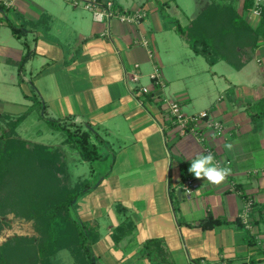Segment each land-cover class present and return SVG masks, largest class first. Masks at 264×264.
I'll return each mask as SVG.
<instances>
[{
	"label": "crops",
	"instance_id": "obj_1",
	"mask_svg": "<svg viewBox=\"0 0 264 264\" xmlns=\"http://www.w3.org/2000/svg\"><path fill=\"white\" fill-rule=\"evenodd\" d=\"M112 1L122 11L143 8L147 16L139 26L117 19L98 23L72 0H18L8 14L0 9L4 83L17 85L21 74L32 86L25 97L34 91L46 118L85 127L89 122L103 140L98 164L106 169L72 211L98 229L92 250L99 264H264V112L249 111L264 99V41L241 69L225 60L210 66L177 30L206 8L219 21L231 15L230 8L253 27L258 21L243 11L244 0H211L187 25L180 22L186 12L178 0ZM9 23L23 32L15 34ZM222 62L233 70H219ZM156 69L163 88L153 83ZM143 87L152 100L137 94ZM163 100L180 102L186 115L209 111L224 132L202 127L203 139L182 134L167 120ZM13 106L12 100L1 103L0 117H17ZM209 153L229 162L222 166L231 169L225 181L214 185L192 173L184 176L181 163L190 167ZM188 179L197 184L191 196L183 188ZM247 201L253 203L249 222ZM117 205L128 212L118 213ZM210 216L227 223L203 229L201 221ZM129 224L134 230L115 241L118 227ZM148 240L161 241L168 259L152 263L142 257Z\"/></svg>",
	"mask_w": 264,
	"mask_h": 264
},
{
	"label": "trees",
	"instance_id": "obj_2",
	"mask_svg": "<svg viewBox=\"0 0 264 264\" xmlns=\"http://www.w3.org/2000/svg\"><path fill=\"white\" fill-rule=\"evenodd\" d=\"M254 0H244L243 11H249L253 7ZM210 7H213L212 5ZM1 10H5L1 8ZM211 9L204 10L188 27H182L177 24V30L189 43L190 48L196 55L203 56L210 66L215 65L221 60L229 62L235 69H241L250 60L253 59L254 53L259 46V42L264 41V17L253 27L245 21V19L234 12L230 8L231 15L222 17L221 21L216 19L210 12ZM218 17V16H217ZM224 18V19H223ZM12 31L15 34H21L22 29L17 28L12 23H9ZM212 31H214L212 33ZM26 55L21 67L27 62ZM151 93L145 94L144 101L152 100ZM42 116L56 130L62 131L67 135L66 142L71 148L75 149L81 158L91 163L104 160V156L100 150L103 140L95 131L91 123L86 124V130L79 128L76 123L60 122L54 119H48L46 107L41 104ZM249 111H254L255 116H260L264 112V99L256 102L250 107ZM24 119V116L19 117L14 121V125H18ZM87 125L93 130L87 129ZM70 126H76L72 130ZM95 138V141L92 138ZM14 142V141H13ZM9 143L7 146V157L0 149V165L1 168L0 184L7 185L9 197L15 192V196L20 199L21 204H30L39 196L35 190L37 187L44 186L45 189L51 185L47 181L56 179L55 171L48 167H42L38 162L40 154L43 157H51L50 150L39 145L30 146L28 143L19 142V144ZM181 168L184 176L189 175V166L186 163H181ZM97 181L90 179L83 181L77 189L70 192L65 198L58 200L54 206L34 207V217H43L49 221V230L46 240L39 246L38 255L34 264H49V257L59 249V243L63 240L64 231L69 227L73 228L75 237L79 246L85 253L87 264H99L98 258L92 250V246L99 239V231L96 227L83 223L72 216L76 202L95 188ZM15 186V188H13ZM48 186V187H47ZM33 187L35 189H33ZM36 194V195H35ZM7 198V205H10ZM118 213L126 214L128 210L122 205L116 206ZM227 221L208 217L201 221L200 225L203 229H212L215 226L223 225ZM239 224L240 221H239ZM134 230L132 224L128 226H120L117 233L114 235V240L119 241L122 237L128 235ZM11 245H0V264H13V254L9 252ZM141 256L150 260V262H164L168 259V254L161 241L148 240L141 249ZM197 264H201L199 260H195ZM208 264V263H207Z\"/></svg>",
	"mask_w": 264,
	"mask_h": 264
},
{
	"label": "rangeland",
	"instance_id": "obj_3",
	"mask_svg": "<svg viewBox=\"0 0 264 264\" xmlns=\"http://www.w3.org/2000/svg\"><path fill=\"white\" fill-rule=\"evenodd\" d=\"M42 1L44 0H32V3L41 4ZM56 1L61 3L64 0ZM178 3L185 10L187 16L180 15V22L182 25H187L189 19L195 18L202 7L211 3V0H178ZM8 10L5 9L7 14ZM166 18L167 21H173L168 16ZM196 59L205 66L206 62L203 58ZM253 63L256 64L255 61ZM218 69L233 70V67L222 62ZM6 79L7 77L4 78L0 75V104L8 100L16 102V106L13 107L17 117H0V149L2 147L1 150L7 157V146L13 141V144L17 145L22 142L28 143L30 146H43L50 150L52 156L43 157L40 154L38 162L42 167H48L57 172L54 174L56 179L47 181V184L51 185L50 188L45 189L42 186L35 189L33 187L35 190L32 191L36 192L39 198L30 204L16 205L22 202L15 196V192L9 197L8 186L0 184V245H11L8 250L13 254V264H34L39 246L46 240L49 230L48 220L46 221L40 216L39 218L34 217L36 212L34 207L54 206L58 200L65 198L70 192L77 189L83 181L97 180L106 167H102L98 162L90 164L84 161L80 154L66 142L67 135L54 129L42 118L41 104L35 92L32 91V97H25V94L32 90L29 81L23 79L20 74L17 76L18 84L13 86L4 83ZM26 111L28 113L23 114ZM22 116L24 119L18 125H14V121ZM77 125L82 130H86L84 124ZM70 128L75 130L78 127L70 126ZM1 168H4V165H0V173ZM8 197L10 198L9 206L7 205ZM49 264H87L85 253L77 242L73 228L69 227L64 231L59 249L49 257Z\"/></svg>",
	"mask_w": 264,
	"mask_h": 264
},
{
	"label": "built area",
	"instance_id": "obj_4",
	"mask_svg": "<svg viewBox=\"0 0 264 264\" xmlns=\"http://www.w3.org/2000/svg\"><path fill=\"white\" fill-rule=\"evenodd\" d=\"M17 1L18 0H0V7L4 9H11L15 7ZM72 1L75 6L82 4L86 10L92 13L94 20L98 23H103L106 20L110 21L113 19H117L123 23L139 26L147 16V11L143 8L134 11H122L121 9L115 7L112 0ZM249 17L252 20H257L258 22L264 17V0L253 1V7L249 11ZM143 44L145 46H148V39H144ZM136 67H138V65H136ZM131 79L134 82H138L139 76L132 75ZM152 80L155 87H164V82L158 69H156L154 74L152 75ZM149 93H151V90L146 87L140 88L137 92V94L141 96ZM163 103H165L166 105L165 116L167 120L170 121L175 127H177V129H179L182 134L191 133L203 139V135L200 133L202 127L211 129L216 135H221L225 130V126L223 125V123L219 120L213 119L209 111H204L194 115H186L182 112L180 102L163 100ZM215 162H217L221 167L224 164H229V162L222 161L219 158H216ZM183 188L186 195L191 196L197 189V184L193 180L188 179L185 181ZM252 205V201H247V208L244 213L246 222H249L247 212L251 210Z\"/></svg>",
	"mask_w": 264,
	"mask_h": 264
},
{
	"label": "clouds",
	"instance_id": "obj_5",
	"mask_svg": "<svg viewBox=\"0 0 264 264\" xmlns=\"http://www.w3.org/2000/svg\"><path fill=\"white\" fill-rule=\"evenodd\" d=\"M228 149L232 148L231 144H227ZM188 171L194 174L195 178H205L209 183L219 185L231 173L229 167H221L215 162L214 156L209 153L207 155H199L191 161Z\"/></svg>",
	"mask_w": 264,
	"mask_h": 264
},
{
	"label": "water",
	"instance_id": "obj_6",
	"mask_svg": "<svg viewBox=\"0 0 264 264\" xmlns=\"http://www.w3.org/2000/svg\"><path fill=\"white\" fill-rule=\"evenodd\" d=\"M87 129H91V130H93V128H92V127H90V126H88V125H87ZM181 192H182V191H181Z\"/></svg>",
	"mask_w": 264,
	"mask_h": 264
}]
</instances>
